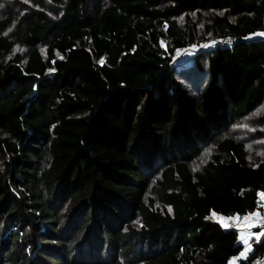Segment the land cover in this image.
<instances>
[{
  "label": "trees",
  "instance_id": "1",
  "mask_svg": "<svg viewBox=\"0 0 264 264\" xmlns=\"http://www.w3.org/2000/svg\"><path fill=\"white\" fill-rule=\"evenodd\" d=\"M263 24L264 0H0V264L264 253L221 226L264 199Z\"/></svg>",
  "mask_w": 264,
  "mask_h": 264
},
{
  "label": "built area",
  "instance_id": "2",
  "mask_svg": "<svg viewBox=\"0 0 264 264\" xmlns=\"http://www.w3.org/2000/svg\"><path fill=\"white\" fill-rule=\"evenodd\" d=\"M264 24L261 32L250 35L248 39H263L264 40ZM232 41L226 40H220L217 43L213 44V46H220V47H231ZM221 226L225 230L229 231H236L238 237L241 239L244 234L249 233L248 235L253 234L252 229L258 228L259 231L256 233L257 236H262L264 234V199L261 206V209L257 212H254L252 214L247 215H236L233 217L224 218L221 220ZM242 240V239H241ZM245 258H237L233 264H239V261ZM249 264H264V253H262L259 256H256L252 258L249 262Z\"/></svg>",
  "mask_w": 264,
  "mask_h": 264
},
{
  "label": "rangeland",
  "instance_id": "3",
  "mask_svg": "<svg viewBox=\"0 0 264 264\" xmlns=\"http://www.w3.org/2000/svg\"><path fill=\"white\" fill-rule=\"evenodd\" d=\"M212 46V45H211ZM202 47V46H201ZM204 48V47H202ZM197 47H189L186 50L182 51L178 57L175 59L176 64L180 65V64H188L190 61V58L194 55V53L197 51ZM244 234L245 236H243L242 241L244 242L245 240H247L249 242V240L251 238H255L256 237V233L253 232V234L248 235ZM245 243V242H244ZM247 245V244H245Z\"/></svg>",
  "mask_w": 264,
  "mask_h": 264
},
{
  "label": "snow or ice",
  "instance_id": "4",
  "mask_svg": "<svg viewBox=\"0 0 264 264\" xmlns=\"http://www.w3.org/2000/svg\"><path fill=\"white\" fill-rule=\"evenodd\" d=\"M261 35H264V34H261ZM244 242H245V244H248V241L247 240H245ZM248 248L250 249V245H248Z\"/></svg>",
  "mask_w": 264,
  "mask_h": 264
}]
</instances>
